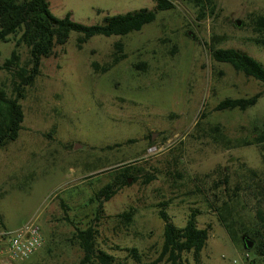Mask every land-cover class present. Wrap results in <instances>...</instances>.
<instances>
[{"label":"rangeland","instance_id":"374dc122","mask_svg":"<svg viewBox=\"0 0 264 264\" xmlns=\"http://www.w3.org/2000/svg\"><path fill=\"white\" fill-rule=\"evenodd\" d=\"M48 1L55 16L70 12L72 20L87 25L155 5ZM171 1L173 9L157 11L139 31L96 35L81 49L78 33L71 32L53 55L42 58L39 75L20 100L19 135L0 148V230L37 218L43 238L34 254L14 264L77 263L82 251L71 242L74 228L94 221L95 192L112 180L114 169L129 163L135 179L129 177L103 202L95 222L97 248L121 264H168L158 260L159 210L177 227L198 210L197 226L208 228V239L199 260L184 253V264H249L255 258L241 237L252 241V250L258 240L251 233H264L256 214L259 208L264 218V143L246 141L264 133V95L245 111L214 107L226 97L251 96L262 85L213 61L209 48L215 40L264 65V46L252 40L264 0H213V13L207 9L204 17L192 0ZM116 42L125 58L105 73L95 71L92 63L110 62ZM13 48V38L0 42V64ZM17 51L25 63L26 46ZM10 87V73L0 71V88ZM217 197L227 203L224 221ZM124 212H131L130 220L120 216Z\"/></svg>","mask_w":264,"mask_h":264},{"label":"trees","instance_id":"16d2710c","mask_svg":"<svg viewBox=\"0 0 264 264\" xmlns=\"http://www.w3.org/2000/svg\"><path fill=\"white\" fill-rule=\"evenodd\" d=\"M153 1L155 3L153 9L140 8L121 14L107 15L103 17L101 24L87 25L72 20L70 12H67L63 17L55 16L50 11L48 0H0V42H6L10 38L14 39V48L9 57L0 64V71L8 72L11 75L10 91L7 92L0 88V148L16 140L19 135L24 118L20 100L24 98L26 88L31 86L39 75L42 58L53 55L55 46L64 45L71 32L78 33L76 47L81 49L93 36H124L129 32L139 31L145 24L155 20L157 11L174 8V3L171 0ZM192 1L198 9L199 17H204L207 9L210 13H213L215 9L213 0ZM253 31L256 34L252 39L253 42L264 46V15L258 16L253 21ZM21 45L27 48L28 57L25 63L20 62V55L17 51ZM209 49L213 61L227 63L235 71L256 79L262 85V89L251 96L226 97L220 100L214 110L236 108L245 111L255 105L258 99L264 95V65L236 48L218 47L215 40ZM125 56L123 45L116 42L111 61L101 66L92 63V67L97 72L105 73ZM215 130L218 131V127H215ZM246 143H264V133H260L253 141H246ZM113 172L116 174L112 180L98 189L91 199V201L97 202L94 221L83 228H74L71 242L82 251V257L75 264H121L117 263L111 254L96 247L98 230L95 222L99 219L98 214L103 211V202L109 200L118 189L127 184L129 177L135 179L134 173L137 170L135 171L134 165L129 163L114 169ZM150 178L152 175L148 179ZM216 200L220 201L216 210L223 219L227 203L223 199L220 200L219 197ZM166 204L163 202L161 206L165 207ZM158 213L163 221V242L158 260H165L168 264H184L182 255L192 253L194 260L198 261L209 235L208 228L197 226L196 216L199 211L192 210L182 227H177L163 208ZM256 214L263 224L262 210L257 208ZM120 216L130 220L131 212L121 213ZM226 228L232 234L228 225ZM251 235L257 238L258 242L252 250L247 249V251H252L255 256L249 264H264V233L255 229ZM129 250L137 258L136 250L133 248Z\"/></svg>","mask_w":264,"mask_h":264},{"label":"built area","instance_id":"2783aa9c","mask_svg":"<svg viewBox=\"0 0 264 264\" xmlns=\"http://www.w3.org/2000/svg\"><path fill=\"white\" fill-rule=\"evenodd\" d=\"M42 242L37 218H31L13 230H0V264L26 260L40 248ZM232 263L236 264V261Z\"/></svg>","mask_w":264,"mask_h":264},{"label":"water","instance_id":"95a60500","mask_svg":"<svg viewBox=\"0 0 264 264\" xmlns=\"http://www.w3.org/2000/svg\"><path fill=\"white\" fill-rule=\"evenodd\" d=\"M243 247H244V249L251 248L252 247V241L245 239V243H244Z\"/></svg>","mask_w":264,"mask_h":264},{"label":"flooded vegetation","instance_id":"af4514ba","mask_svg":"<svg viewBox=\"0 0 264 264\" xmlns=\"http://www.w3.org/2000/svg\"><path fill=\"white\" fill-rule=\"evenodd\" d=\"M245 238H246L245 236H242V240H243L244 242H245Z\"/></svg>","mask_w":264,"mask_h":264}]
</instances>
